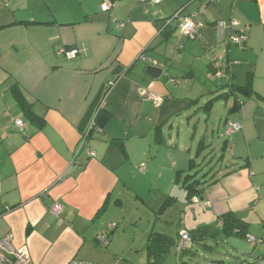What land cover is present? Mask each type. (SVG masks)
Wrapping results in <instances>:
<instances>
[{
    "label": "crops",
    "instance_id": "1",
    "mask_svg": "<svg viewBox=\"0 0 264 264\" xmlns=\"http://www.w3.org/2000/svg\"><path fill=\"white\" fill-rule=\"evenodd\" d=\"M111 2L104 13L103 0H0V239L11 235L15 247H27L31 264L94 263L114 241L111 219L125 197L139 199L144 191L173 207L170 196L178 186L185 190L188 172L204 167L206 180L212 174L204 181L212 183L200 185L202 195L185 197L202 203L200 222L182 220L169 248L185 229L196 236L185 257L212 250L202 244L218 245L219 233L212 239L199 230L221 228L219 219L230 214L248 224L247 235L258 241L255 258H264V0ZM176 12L199 26L193 41L178 30L163 34ZM232 35L246 42L230 44ZM60 50L78 54L67 59ZM211 51L222 59L216 66L228 69L231 87L205 86L212 77L201 59ZM141 54L163 69L158 80L145 74ZM198 83L201 97L193 92ZM230 97L223 131L227 123L241 125L232 146L225 140L215 151L202 137L193 157L189 149L182 156L176 126H192L194 140V121L208 129L215 102ZM229 152L237 160L231 168L224 162ZM110 226L101 246L97 237Z\"/></svg>",
    "mask_w": 264,
    "mask_h": 264
},
{
    "label": "rangeland",
    "instance_id": "2",
    "mask_svg": "<svg viewBox=\"0 0 264 264\" xmlns=\"http://www.w3.org/2000/svg\"><path fill=\"white\" fill-rule=\"evenodd\" d=\"M29 44L27 43L26 45ZM203 82L207 83L205 86H213V78L209 81L203 80ZM193 89L195 97L197 92H200L198 93V97L203 96L202 94L205 92L203 90L204 87L199 83L198 85L194 86ZM232 103V97H230L228 100L224 99L215 102L212 115L210 116V125L208 129H205L202 124L200 125L198 117L197 120L194 121L197 122L195 123L196 130L193 133L194 140L191 139L189 135L190 133L188 131L192 126H188L185 123H182L180 126H176V129L174 130V138H176L177 133V137L179 139L177 142H175V144L180 145L182 156L188 154L187 150L189 149V154H191L193 157L195 155L197 144L201 143L202 137L205 138L203 141H207V144L209 143L211 145H209L210 149L212 148L215 151H219L222 142L225 140L229 141L232 146L235 141L234 136H226V131L224 132L222 128V122L225 117V113H227L228 109L233 105ZM201 128H203V131H201ZM187 157L189 158V156ZM224 158V162H227L228 164H226L230 168L232 164L237 162L235 157L231 155V152L226 154ZM183 159L185 160L186 157ZM210 162H212V160L207 161V163ZM199 163H201V161ZM215 168L213 170L214 176L217 173ZM204 169V167H195L191 172H188V174L195 173V175L190 180H197L198 182L206 180V176L202 175ZM216 169L219 170V167ZM211 177L212 174L207 178V180H209ZM176 189L177 190H175L170 196L172 198L175 197L177 200L173 207L170 206L171 209H169L170 203H167L169 200L167 197L159 204L155 203L153 197H148L147 193L144 191L140 192L139 199L135 194H133V196L131 195L125 197L123 208L117 210L116 213L112 215L111 221L116 226L113 236L114 241L107 249L101 247L100 249L103 251L101 259L93 262L97 264H156V258L150 255L148 250V240L152 234L166 235L167 237L176 240L177 228L182 220L187 224H198L200 222L199 213L202 209V203L199 202V205H193L192 203H189L185 200V190L181 186H178ZM142 201L145 202V204L142 203ZM150 205L156 208L154 212L151 211L154 210L152 207H150L152 209L149 208ZM164 208L165 210L162 214L160 213V215L159 212H161ZM196 218L198 220H196ZM214 224L215 222L211 226H214ZM219 235L220 237L218 240L220 242H218V245L213 242L202 244V246L208 245L213 248L212 250H207L206 253L198 251V255H195V257L179 258L176 248H169L165 255V264H181V261L192 264H218L222 261L224 264L255 263L258 255H256V250L252 249L248 245L246 239H242L234 235L229 238L227 236V240H222V232H219ZM225 252L228 254L226 256L227 259H225L224 256Z\"/></svg>",
    "mask_w": 264,
    "mask_h": 264
},
{
    "label": "built area",
    "instance_id": "3",
    "mask_svg": "<svg viewBox=\"0 0 264 264\" xmlns=\"http://www.w3.org/2000/svg\"><path fill=\"white\" fill-rule=\"evenodd\" d=\"M140 4L145 5L147 3L152 4H159L162 2V0H138ZM112 9V2L111 0H103V3L100 7L101 12H109ZM204 9H200L199 14H203ZM117 29H121L124 26V23L117 22V21H111ZM171 23H174L177 27L178 32L182 37L189 41H193L199 32V26H197L189 16H181L180 12H176L170 19L166 20V25H169ZM236 23L231 21L230 27L235 26ZM246 42V36L244 35H232L229 38L230 44L235 45H243ZM60 54H63L67 59H73L77 54V50H71V51H64L60 50ZM138 61H140L143 64H147L148 62H151L149 59L144 57V55H140L138 58ZM155 104H160L162 102L160 97H151ZM15 127L19 131L24 130V124L21 121H14ZM241 129L240 123H228L226 125V135L230 136L234 134L235 132H238ZM84 144V141L81 145ZM89 156H93V154L89 151H87ZM145 168L144 165H142L139 170L143 171ZM61 209V206L59 204H54L51 206L50 210L53 214H58ZM113 226L109 227V230L104 232L100 237H97V243H99L101 246H106L108 243V232ZM179 241L176 245V252L182 253L185 250H187L191 246V238L189 236V233L185 229H180L178 232ZM246 241L248 245L253 248L258 244V241L255 240L253 237L246 235ZM0 264H31V259L29 256V251L27 247H15L12 242V236L6 235L5 237L0 239ZM67 264H96L88 261H81V260H72L68 262ZM256 264H264V258H259L256 261Z\"/></svg>",
    "mask_w": 264,
    "mask_h": 264
},
{
    "label": "trees",
    "instance_id": "4",
    "mask_svg": "<svg viewBox=\"0 0 264 264\" xmlns=\"http://www.w3.org/2000/svg\"><path fill=\"white\" fill-rule=\"evenodd\" d=\"M28 24V23H26ZM173 25V26H172ZM1 28V27H0ZM177 27L174 23H171L169 25H167L165 27V29L163 30V34L165 36H168L169 34H171L172 32L176 31ZM233 87V86H232ZM234 88V87H233ZM106 92V91H105ZM104 92V93H105ZM103 93V94H104ZM222 97V96H221ZM228 124V123H227ZM192 166V165H191ZM195 175V173H191L186 175L185 179L183 180L182 184L183 187L186 190V198L190 199L192 196H199L202 195L203 192V187L199 188L201 184H210L212 182H206V181H201L198 182L196 181H192L190 180L193 176ZM220 223H221V228H201L199 230V234L201 235L200 237L204 236V237H209L212 239H215L216 237V233L219 232H226V234H222V236H227L229 234L227 233H232V232H236V234L238 236L241 237H246L247 235V228H248V224L242 220H239L237 218L232 217L230 214L228 215H224L219 219ZM189 233V232H188ZM189 236L191 238V244L193 242H196V236H194L193 234L189 233ZM170 239L166 236V235H161V234H152L148 240V250L150 255L154 256L156 258L155 262L156 264H165V256L163 255H159V251L161 250H165V252L169 249L170 247ZM192 247L190 246L187 250H185L182 253H179L178 256L179 258L188 256L192 253ZM158 258H162V261H158ZM257 260V259H256ZM181 264H189V263H184L183 261H181ZM256 264V261L255 263Z\"/></svg>",
    "mask_w": 264,
    "mask_h": 264
},
{
    "label": "water",
    "instance_id": "5",
    "mask_svg": "<svg viewBox=\"0 0 264 264\" xmlns=\"http://www.w3.org/2000/svg\"><path fill=\"white\" fill-rule=\"evenodd\" d=\"M218 54L219 53L217 52L211 51L201 59V64L206 67L210 76L213 78V85L221 89L229 88L231 85L229 84L228 80L225 79L228 69L226 67L216 66L217 63L222 62L221 58L215 60ZM147 64L148 65H146L144 69L145 74L152 80H158L163 73V69L149 65L150 62Z\"/></svg>",
    "mask_w": 264,
    "mask_h": 264
}]
</instances>
